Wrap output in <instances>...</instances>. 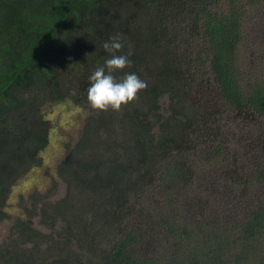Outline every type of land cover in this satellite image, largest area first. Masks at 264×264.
<instances>
[{
	"label": "trees",
	"instance_id": "1",
	"mask_svg": "<svg viewBox=\"0 0 264 264\" xmlns=\"http://www.w3.org/2000/svg\"><path fill=\"white\" fill-rule=\"evenodd\" d=\"M258 6L264 0H0V223L12 219L14 188L53 141L48 100L87 111L80 140L65 145L58 166L65 196L41 203L49 194L33 193L35 212L26 206L14 220L0 264H264V198L245 220L204 233L164 218L158 226L180 240L173 253L146 255L133 222L135 199L192 178L180 156L210 125L194 104L200 69H210L229 109L264 118V78L246 83L240 60L245 20ZM117 33L133 63L114 75L135 72L147 87L101 110L88 100L89 77ZM262 177L258 170L254 181ZM36 211L53 233L60 222L64 236L36 228Z\"/></svg>",
	"mask_w": 264,
	"mask_h": 264
},
{
	"label": "rangeland",
	"instance_id": "2",
	"mask_svg": "<svg viewBox=\"0 0 264 264\" xmlns=\"http://www.w3.org/2000/svg\"><path fill=\"white\" fill-rule=\"evenodd\" d=\"M244 37L240 60L246 72L245 82L252 84L257 78H264V6L250 9ZM196 74L194 104L210 114V125L196 133L193 140L191 138L192 142L183 152L187 153L180 156L191 166L192 178L185 184L172 181L169 193H165L159 183V186L155 184L150 192L133 202L139 207L133 222L139 223L146 255L173 253L169 249L180 245L179 238L158 226L164 224V218L180 225L181 230L200 232L198 230L204 228L209 232L215 230L217 224L245 220L264 198V177L254 181L258 170L264 175V118L248 110L239 114L229 109L222 101L210 69H200ZM166 98L161 99L163 111L167 109ZM48 103L45 112L53 129V141L41 165L14 188L7 209L12 219L0 223V245L12 237L11 226L17 217H24V207L35 212L36 201L31 199L34 192L49 194V199L41 203L56 202L65 196L66 186L58 177V166L65 158V145H75L80 140L87 111L51 100ZM219 146H222L221 155L216 153ZM36 213V228L56 239L64 236L60 222L53 233V229L44 224L45 219Z\"/></svg>",
	"mask_w": 264,
	"mask_h": 264
},
{
	"label": "clouds",
	"instance_id": "3",
	"mask_svg": "<svg viewBox=\"0 0 264 264\" xmlns=\"http://www.w3.org/2000/svg\"><path fill=\"white\" fill-rule=\"evenodd\" d=\"M124 46V38L119 33L102 44L108 58L89 77L88 100L94 108L119 109L122 104L135 99L139 90L147 87L146 81L135 72H126L119 79L114 75L117 70L131 67L133 63L127 54L121 52Z\"/></svg>",
	"mask_w": 264,
	"mask_h": 264
}]
</instances>
